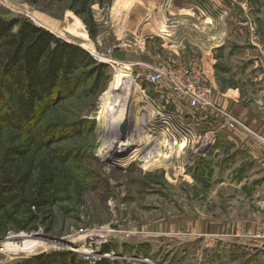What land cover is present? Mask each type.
<instances>
[{
    "label": "rangeland",
    "instance_id": "374dc122",
    "mask_svg": "<svg viewBox=\"0 0 264 264\" xmlns=\"http://www.w3.org/2000/svg\"><path fill=\"white\" fill-rule=\"evenodd\" d=\"M174 1L91 0L96 24L91 37L69 8L70 0L34 5L0 0V17H26L87 49L96 61L101 55L108 61H98L106 64V78L96 93L65 103L69 120L77 114L93 123L79 141L90 149L80 166L88 190L54 207L56 223L50 233L40 228L0 240V264L54 250L72 251L89 262L264 264V161L240 162L238 141L216 142L221 132L206 134L211 121L194 124L189 115L180 118L173 108L162 109L165 103L155 91L159 85L144 79V73L163 64L195 67L185 61L189 52L177 49H188L190 30L185 29L199 23L177 14L184 10L176 9ZM166 8L171 15H165ZM115 74V93L108 99ZM199 75L210 85L204 72ZM108 102L115 105L111 126L105 110L101 112ZM217 111L222 114L220 128L234 130L239 118ZM256 174L260 180L249 178ZM19 234L35 240L13 238ZM103 245L108 253L101 252Z\"/></svg>",
    "mask_w": 264,
    "mask_h": 264
},
{
    "label": "trees",
    "instance_id": "16d2710c",
    "mask_svg": "<svg viewBox=\"0 0 264 264\" xmlns=\"http://www.w3.org/2000/svg\"><path fill=\"white\" fill-rule=\"evenodd\" d=\"M38 1L26 0L30 5ZM90 1L70 0L69 8L93 37ZM105 69L87 49L26 17H0V239L40 228L50 233L54 207L88 190L80 170L88 147L79 141L93 123L77 114L69 120L65 103L96 93ZM109 251L102 246V253ZM14 264L120 263L89 262L72 251L54 250Z\"/></svg>",
    "mask_w": 264,
    "mask_h": 264
},
{
    "label": "crops",
    "instance_id": "0c3cea01",
    "mask_svg": "<svg viewBox=\"0 0 264 264\" xmlns=\"http://www.w3.org/2000/svg\"><path fill=\"white\" fill-rule=\"evenodd\" d=\"M244 4L248 6L247 10L243 9ZM174 6L185 11L176 12L186 15L184 18L188 16L189 20L206 24L207 31L204 34L196 33L191 27L186 28V31L190 30L187 34L190 37L188 49L179 48L177 51L179 54L189 52L191 58L185 61L191 62L206 74L207 82L212 87L213 107L201 112L191 108L188 99L184 98L181 102L173 106L165 105L162 109L173 108L175 115L180 118L185 114L189 115L191 119L188 120L194 124L202 121L209 124L211 121L206 134L221 132V136L217 135L219 140L216 142L228 140L232 144V141H238L239 147L236 149L239 148L240 162L263 164L264 0H175ZM165 13L166 16L171 15L168 8ZM251 24L253 29H250ZM168 89L166 81L155 87L160 101H164L167 93L171 92ZM217 110L239 118L234 130L228 126L220 128L218 120L222 114ZM259 134L262 135V140ZM218 148L214 149V153ZM240 150L243 153L248 150L249 153L244 155ZM228 156H231V152ZM245 177L247 178L243 175L240 178ZM259 177L256 174L249 178L260 180Z\"/></svg>",
    "mask_w": 264,
    "mask_h": 264
},
{
    "label": "built area",
    "instance_id": "2783aa9c",
    "mask_svg": "<svg viewBox=\"0 0 264 264\" xmlns=\"http://www.w3.org/2000/svg\"><path fill=\"white\" fill-rule=\"evenodd\" d=\"M247 7L246 4L243 5V9L247 10ZM190 27L198 34L207 29L206 26L199 24H191ZM250 29H253L252 24ZM99 57L98 61L108 62L105 56L101 55ZM196 70L195 67L189 65L163 64L154 72L144 73V79L148 84L156 86L160 84V81L167 82L171 92L167 93L163 106L175 105L186 98L191 108L204 111L212 103V87L201 78L199 71ZM158 115L161 116V113H158Z\"/></svg>",
    "mask_w": 264,
    "mask_h": 264
},
{
    "label": "bare ground",
    "instance_id": "6f19581e",
    "mask_svg": "<svg viewBox=\"0 0 264 264\" xmlns=\"http://www.w3.org/2000/svg\"><path fill=\"white\" fill-rule=\"evenodd\" d=\"M206 30V29H205ZM116 73H119V70L118 71H116ZM117 81V74H115L114 75V82L112 83V88H110V90L108 91V95H109V97H108V99L111 97V98H113V96H114V93H115V91H114V93L112 92V89H113V86L115 85V82ZM128 92V91H127ZM112 93H113V95H112ZM126 93H125V97H126ZM110 98V99H111ZM117 100H119V97L117 96ZM118 104V103H117ZM125 104V103H124ZM115 105H113V103L112 102H108V103H106L105 105H103V107H102V110H101V112L103 111V110H105V112L107 113V118H108V120H107V122L106 123H109V125H110V123H113L114 121H113V119L114 118H112V116L113 117H115ZM124 109H125V107H124ZM124 111V110H123ZM112 112H114L113 114H111ZM116 119V118H115ZM112 121V122H111ZM101 123V122H100ZM112 125V124H111ZM110 125V126H111ZM144 130V129H143ZM155 138V137H154ZM119 139V138H118ZM141 140H142V138H141ZM159 140V139H158ZM163 141V140H162ZM106 143V142H105ZM112 144V143H111ZM157 144V143H156ZM105 145V144H104ZM153 145V144H152ZM178 146H180V145H178ZM182 146L184 147L185 146V144L183 143L182 144ZM176 148V147H175ZM179 149V148H178ZM177 150V149H176ZM156 151V150H155ZM155 154V153H154ZM156 155V154H155ZM20 235V234H19ZM21 239H23L24 240V242H26V240H32L33 241V239H31L30 238V236H26V235H20L19 236ZM35 240V239H34ZM23 242V241H22ZM23 245V244H22ZM34 244H32L31 243V245L30 244H27L25 247L26 248H31L32 246H33ZM23 247V246H22ZM25 247H23L24 249H26ZM20 250H22V249H20ZM83 250V249H82ZM18 251V250H17ZM23 251H25V250H23ZM81 251V250H80Z\"/></svg>",
    "mask_w": 264,
    "mask_h": 264
},
{
    "label": "water",
    "instance_id": "95a60500",
    "mask_svg": "<svg viewBox=\"0 0 264 264\" xmlns=\"http://www.w3.org/2000/svg\"><path fill=\"white\" fill-rule=\"evenodd\" d=\"M72 43H73V42H72ZM109 135H110V133H109ZM13 238L21 239V238L19 237V235H16V236H14ZM0 240H4V238H2V239H0Z\"/></svg>",
    "mask_w": 264,
    "mask_h": 264
}]
</instances>
